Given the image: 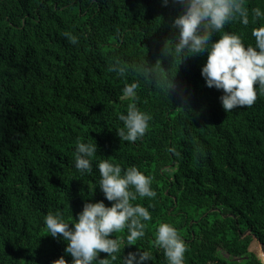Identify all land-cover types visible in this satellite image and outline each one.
<instances>
[{
    "label": "trees",
    "instance_id": "1",
    "mask_svg": "<svg viewBox=\"0 0 264 264\" xmlns=\"http://www.w3.org/2000/svg\"><path fill=\"white\" fill-rule=\"evenodd\" d=\"M245 6L264 12V0ZM179 10L163 0H0V264L61 256L70 264L66 242L49 235L44 217L70 220L85 202L111 206L97 187L101 159L136 166L156 192L133 202L152 220L133 246L125 233L113 234L122 243L111 264L137 248L151 255L147 264H167L154 244L159 221L178 229L185 264H262L253 247L264 244V92L226 113L222 90L201 76L206 54L182 62L171 50L165 55ZM252 27L250 16L248 27L237 21L226 30L254 44ZM117 59L129 69L123 77L112 71ZM157 61L161 81L177 72L169 94L138 71ZM132 82L150 120L145 135L128 142L116 131L133 102L122 89ZM78 141L97 145L92 173L74 166Z\"/></svg>",
    "mask_w": 264,
    "mask_h": 264
},
{
    "label": "clouds",
    "instance_id": "2",
    "mask_svg": "<svg viewBox=\"0 0 264 264\" xmlns=\"http://www.w3.org/2000/svg\"><path fill=\"white\" fill-rule=\"evenodd\" d=\"M164 6H179L178 14L172 18L170 27L175 35L163 52L171 50L181 62L193 56H204L206 62L201 68V76L208 88L222 90L219 97L223 110L227 113L236 108L251 106L257 99V88L264 92V12L259 7L245 6V0H163ZM254 44H245L241 35L227 31L226 25L239 22L244 27L250 24ZM64 36L73 45L78 43L76 36L65 32ZM218 36V39H214ZM155 66L145 63L138 69L147 79L157 85L164 83L167 93L175 89L174 77L161 81ZM129 69L118 59L112 71L123 77ZM138 84L132 82L122 89L123 96L131 98L126 114L118 119L122 127L117 135L123 141L135 142L145 135L150 117L135 103ZM187 103V101H184ZM97 145L92 142H77L74 154L75 168L84 173H92ZM99 189L104 201L85 202L75 218L66 220L60 212H49L44 217L47 232L54 239L66 242L65 253L71 256L70 264H111L121 251V238L114 233H125L127 246H133L145 236L146 222L152 220L148 207L133 203L138 197L153 198L151 178L136 166L122 169L119 164L108 159L97 160ZM154 244L163 251L167 264H185L186 247L178 229L168 222L159 221L155 225ZM106 258L100 259V254ZM151 255L146 251H129L122 258V264H147ZM52 264H69L64 256ZM264 264V261H262Z\"/></svg>",
    "mask_w": 264,
    "mask_h": 264
},
{
    "label": "rangeland",
    "instance_id": "3",
    "mask_svg": "<svg viewBox=\"0 0 264 264\" xmlns=\"http://www.w3.org/2000/svg\"><path fill=\"white\" fill-rule=\"evenodd\" d=\"M254 252L258 255L259 259L261 260V262L263 261V259H261V255L260 252H262L260 245L258 242L255 243V246L253 247ZM221 255L228 257V255L226 253H224L223 251L221 252ZM260 255V256H259Z\"/></svg>",
    "mask_w": 264,
    "mask_h": 264
},
{
    "label": "water",
    "instance_id": "4",
    "mask_svg": "<svg viewBox=\"0 0 264 264\" xmlns=\"http://www.w3.org/2000/svg\"><path fill=\"white\" fill-rule=\"evenodd\" d=\"M259 245H260L261 250L264 252V244L259 242Z\"/></svg>",
    "mask_w": 264,
    "mask_h": 264
}]
</instances>
